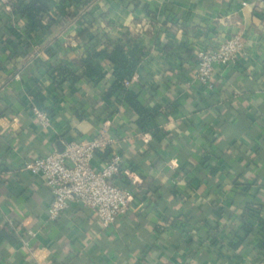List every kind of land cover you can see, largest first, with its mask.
<instances>
[{
	"label": "crops",
	"instance_id": "crops-1",
	"mask_svg": "<svg viewBox=\"0 0 264 264\" xmlns=\"http://www.w3.org/2000/svg\"><path fill=\"white\" fill-rule=\"evenodd\" d=\"M32 1L0 0V264H264V0H95L86 13L48 0L31 30L14 7ZM235 34L244 55L200 86L196 52ZM116 47L136 63L122 85L142 114L110 94L116 64L94 60L98 78L81 65ZM104 131L93 165L122 158L130 209L110 228L76 206L50 222V190L23 163Z\"/></svg>",
	"mask_w": 264,
	"mask_h": 264
},
{
	"label": "built area",
	"instance_id": "built-area-1",
	"mask_svg": "<svg viewBox=\"0 0 264 264\" xmlns=\"http://www.w3.org/2000/svg\"><path fill=\"white\" fill-rule=\"evenodd\" d=\"M242 6L246 7L247 4L243 2ZM244 49V38L241 34H235L215 48L197 51L196 82L212 90L217 69L234 65L244 55ZM32 110L41 128L51 126L46 111L35 107ZM111 144L112 140L104 131L93 140L63 141L61 151L53 150L43 157L23 163L21 171L42 176L50 190V222L57 221L73 206L90 210L104 228L114 226L119 218L127 214L133 202V194L115 185V179L122 173V158L112 154L101 168L93 165L95 155Z\"/></svg>",
	"mask_w": 264,
	"mask_h": 264
},
{
	"label": "trees",
	"instance_id": "trees-1",
	"mask_svg": "<svg viewBox=\"0 0 264 264\" xmlns=\"http://www.w3.org/2000/svg\"><path fill=\"white\" fill-rule=\"evenodd\" d=\"M64 1L65 0H62V3ZM79 1V8H81L80 10H82L83 13H86L84 10H87L89 5H91L95 0ZM64 6L65 5H62V7H60L59 9L61 13L65 12L63 8ZM14 9V11L20 14L21 16H26L31 19L32 24L30 26V29L35 30L42 28L41 19L47 14H49L51 7L49 6L48 0H33L28 5L18 4L14 7ZM98 57H104L106 58V60L112 62L113 64H116L117 66V69L115 71L117 84L110 90V94H112L114 91L119 92L120 95H123L125 102L132 110H134L138 114L144 113V109L141 107L135 97L130 92H128L122 85V81L126 77L130 76L135 69L136 63L133 61V59H126L125 55L119 47H116L112 51H94L90 53L87 57L82 58L81 60V65L85 68V75L89 78H98L102 75L93 66V61L96 60ZM110 94L108 93L109 96ZM260 223L264 230V220H260ZM242 231L244 233V236L247 237L252 233L253 229L249 225H244L242 226Z\"/></svg>",
	"mask_w": 264,
	"mask_h": 264
}]
</instances>
